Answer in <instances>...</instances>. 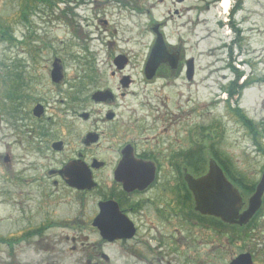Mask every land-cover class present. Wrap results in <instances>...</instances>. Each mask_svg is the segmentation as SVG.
I'll return each mask as SVG.
<instances>
[{
  "label": "flooded vegetation",
  "instance_id": "af4514ba",
  "mask_svg": "<svg viewBox=\"0 0 264 264\" xmlns=\"http://www.w3.org/2000/svg\"><path fill=\"white\" fill-rule=\"evenodd\" d=\"M156 24L164 28V23ZM166 46L178 56L174 68L161 63L150 79L141 68L144 86L159 80L163 88L185 76L182 50L172 43ZM114 69L109 76L114 80L120 74L119 86L96 89L108 90L107 97L93 101L92 92L60 99L65 107L59 118L48 116L41 102L35 104L42 106L39 114L33 115L32 107L28 115L34 125L27 129L25 149L37 160H21L15 177L24 224L0 231V264H171L168 248L181 243L195 246V264H211L217 250L228 255L224 264L241 254H249L252 264H264V239L256 234L264 217V193L259 210L242 224L238 217L227 222L197 209L186 176L196 180L206 175L211 157L200 159L196 136L193 141L190 137V147H183L177 137L182 129L173 111L176 102L159 99L160 105L153 107L159 97L147 96L143 114L129 104L120 113L121 101L139 92L131 89L134 80L124 69ZM170 128L174 133L168 135ZM217 164L241 194V213L264 164L253 177H243L227 161ZM30 203L35 204L33 214ZM59 207L67 213L58 215ZM2 222L7 223L5 217Z\"/></svg>",
  "mask_w": 264,
  "mask_h": 264
},
{
  "label": "rangeland",
  "instance_id": "374dc122",
  "mask_svg": "<svg viewBox=\"0 0 264 264\" xmlns=\"http://www.w3.org/2000/svg\"><path fill=\"white\" fill-rule=\"evenodd\" d=\"M233 1L230 0L231 6ZM218 3L217 0H0V231L10 232L24 224L17 205L20 186L15 177L23 166L21 160H37L25 149L30 136L27 129L34 125L28 115L32 107L41 102L48 116L59 118L65 107L60 99L72 96L79 86H84V93L79 94L82 96L99 87L117 88L120 74L113 80L109 71L116 68L113 58L118 55L128 58L124 73L134 80L131 89L139 92L121 101L120 113H125L128 110L125 105L129 104L143 114L147 109L142 102L147 96L159 97L153 100V107L160 105L159 99L176 102L177 109L174 106L173 111L179 114L178 129H182L177 137L183 140L184 148L190 147L196 136L194 142L199 140L202 145L201 160L211 156L209 146L213 145L216 150L212 151L220 154L235 171L243 177H253L251 173L264 164V153L259 151V145L233 108L238 107L255 125L263 149L264 0H243L241 10L233 16L242 32L239 37L227 25L230 9L222 13ZM158 22L164 23L161 32L167 42L179 46L184 58H193L191 82L182 75L173 85L163 88L159 80L147 87L142 83L141 68L154 40L150 29ZM229 43L232 56L228 53ZM54 58L59 60L64 75L59 83H51L49 78ZM230 63L242 72L237 85L249 82L232 98L221 89L229 87L234 79ZM16 82L21 91L10 100L12 97L7 94ZM15 99L22 103L19 113L12 115ZM173 133L171 129L168 135ZM34 210L35 204L30 203L32 214ZM65 213L67 208L59 207L58 215ZM4 217L7 223L2 222ZM263 226L264 217L256 233L264 239ZM173 247L168 248L166 257L171 264H195L191 254L195 246L181 243ZM28 251L31 256L32 251ZM217 251L212 263L224 264L228 255L222 256Z\"/></svg>",
  "mask_w": 264,
  "mask_h": 264
},
{
  "label": "water",
  "instance_id": "95a60500",
  "mask_svg": "<svg viewBox=\"0 0 264 264\" xmlns=\"http://www.w3.org/2000/svg\"><path fill=\"white\" fill-rule=\"evenodd\" d=\"M157 28V27H156ZM154 27L153 30H156ZM156 38L151 47L149 56L145 63L146 78L151 77V73H154L157 66L161 63H169L174 67L177 60L175 53H169L166 46H164L163 37L160 33H156ZM58 60L52 61L51 67V79L54 82L59 81L61 78L59 72L61 66L57 62ZM114 65L121 69L127 63V59L122 55H118L113 58ZM185 74L187 80L192 79L193 75V59L189 58L186 61ZM108 91H96L93 92L92 98L95 101L107 97ZM41 112V106H35L33 113L37 115ZM186 181L191 189L194 201H196V208L202 212H210L220 217L223 221H233L238 217V223L242 224L249 220V218L255 213L261 203V195L264 191V175L261 181L258 183L254 193L248 199V206L245 210L239 214L238 210L241 207V196L238 191L222 176L220 168L216 165L215 161L209 159L208 172L202 179L191 180L186 176ZM229 221V222H230ZM249 254H241L236 257L229 264H252Z\"/></svg>",
  "mask_w": 264,
  "mask_h": 264
},
{
  "label": "trees",
  "instance_id": "16d2710c",
  "mask_svg": "<svg viewBox=\"0 0 264 264\" xmlns=\"http://www.w3.org/2000/svg\"><path fill=\"white\" fill-rule=\"evenodd\" d=\"M235 4L232 7L231 11H230V19H229V26L231 27V29L235 32L236 36L239 37V35H241V30L240 28L237 26V24L234 22V20L232 19V16L235 12V10L239 9L242 7V2L243 0H235ZM232 48H229V56H231L232 53ZM229 67L232 69V74H234V80H232L230 82V86L229 87H224L223 90L227 93V95L229 96V98H232L235 95H239V93H241V91L247 87L249 85V82L245 81L244 83H241L240 85H237V81L240 78V76L242 75V72H240L239 70L235 69L231 63L229 64ZM18 88H20V85H18V82H16V84H12L10 90L8 91L7 96L10 98L12 97L10 100H12L17 91ZM14 103L16 102V99L13 101ZM15 107L13 106V109L11 110V113H16V111L18 112V108L17 110H15L16 108V104H14ZM236 112V116L238 117V119L247 127L248 132L251 134V136L253 137V139L256 141L257 137H258V132L256 131V127L255 125H252V122L250 120H248L244 115H242L240 109L238 107L233 108ZM257 143V142H256ZM264 152V149H263Z\"/></svg>",
  "mask_w": 264,
  "mask_h": 264
},
{
  "label": "bare ground",
  "instance_id": "6f19581e",
  "mask_svg": "<svg viewBox=\"0 0 264 264\" xmlns=\"http://www.w3.org/2000/svg\"><path fill=\"white\" fill-rule=\"evenodd\" d=\"M229 4H230V1L228 0H221L218 4L219 8H220V12L222 13H226L228 11V8H229Z\"/></svg>",
  "mask_w": 264,
  "mask_h": 264
}]
</instances>
